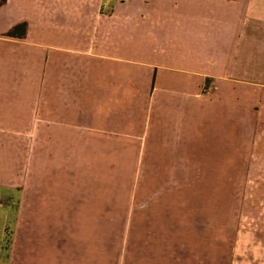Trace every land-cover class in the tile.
Returning a JSON list of instances; mask_svg holds the SVG:
<instances>
[{
    "label": "crops",
    "instance_id": "1",
    "mask_svg": "<svg viewBox=\"0 0 264 264\" xmlns=\"http://www.w3.org/2000/svg\"><path fill=\"white\" fill-rule=\"evenodd\" d=\"M120 158L141 161L142 175L183 177L186 190L197 175L244 173L249 159L259 168L264 0L0 4V195L20 203L8 263L94 264L67 177ZM180 236L171 264H195L191 235Z\"/></svg>",
    "mask_w": 264,
    "mask_h": 264
},
{
    "label": "rangeland",
    "instance_id": "2",
    "mask_svg": "<svg viewBox=\"0 0 264 264\" xmlns=\"http://www.w3.org/2000/svg\"><path fill=\"white\" fill-rule=\"evenodd\" d=\"M261 161L254 169L246 160L241 174L238 166L234 175L230 169L222 176L197 175L188 190L181 184L183 177L142 175L139 160L94 161L98 174H87L90 170L85 169L82 177H67L69 210L73 204L78 231L84 233L85 254H91L93 243L94 264H125L126 257L132 264H140L141 259L142 264H171V235L180 234L182 243L183 233L188 232L195 264H203L204 253L211 254L209 264H223L220 258L225 252L229 264H264ZM163 178L176 181L173 187L180 190H163L171 187ZM19 206L9 191L0 195V264H9ZM91 236L93 241L87 239Z\"/></svg>",
    "mask_w": 264,
    "mask_h": 264
},
{
    "label": "trees",
    "instance_id": "3",
    "mask_svg": "<svg viewBox=\"0 0 264 264\" xmlns=\"http://www.w3.org/2000/svg\"><path fill=\"white\" fill-rule=\"evenodd\" d=\"M7 0H0V4L6 2ZM26 24L19 25L16 29L9 32L10 36H16L17 34H25Z\"/></svg>",
    "mask_w": 264,
    "mask_h": 264
}]
</instances>
